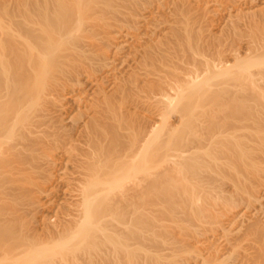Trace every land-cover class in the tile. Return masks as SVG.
I'll list each match as a JSON object with an SVG mask.
<instances>
[{"label":"bare ground","instance_id":"obj_1","mask_svg":"<svg viewBox=\"0 0 264 264\" xmlns=\"http://www.w3.org/2000/svg\"><path fill=\"white\" fill-rule=\"evenodd\" d=\"M79 127L73 212L25 237ZM263 190L264 0H0V264H222Z\"/></svg>","mask_w":264,"mask_h":264},{"label":"rangeland","instance_id":"obj_2","mask_svg":"<svg viewBox=\"0 0 264 264\" xmlns=\"http://www.w3.org/2000/svg\"><path fill=\"white\" fill-rule=\"evenodd\" d=\"M122 65H124V64H121L120 66L119 65H117L118 67V72H121L122 70H126L127 68H125V66H126V64H125V66H122ZM120 67V68H119ZM122 67V68H121ZM124 68V69H123ZM100 74V73H99ZM71 98H73L72 96H70ZM66 98V101H67V106L68 107H70L71 105H72V103H73V99H71V98ZM68 99V100H67ZM66 101H65V103H66ZM71 121V120H70ZM69 121V122H70ZM81 124V126H82V123H80ZM68 125H70V123H68ZM71 125H72V123H71ZM78 130L79 131H81L82 129L79 127V129L77 128L76 129V133H75V131L73 132V134H75L74 135V137L75 138H73L72 140H73V142L74 143H72L71 141L72 140H68V138H67V140L69 141H66V140H64L65 142H63V143H61V145H64L66 142V145H64V147H62L61 146V148H59L60 147V145L58 146V144H60V142L58 141V143H56V142H54L53 144L54 145H57L56 147L57 148H59L60 150H59V152H58V154H56V163L58 164V165H56V166H54L56 169H55V172H54V170H53V173H55L54 174V176H53V173H52V179H50V180H48V179H46L45 180V182L47 183H45L44 181H43V183H45L46 184V187H44V188H42L43 190H45V191H43L42 192V190L40 189L43 185H41V187L40 188H38L37 190L36 189H33V187L31 186V187H28L27 185V189H30L31 191H34V193H37L36 195L38 196V200H39V202H41L42 200V202H43V204L41 203V206L39 207V208H36L35 207V209H37V211L36 212H34V211H32V213H30V215H28V212L30 211V210H23L20 214L21 215H19L20 217H21V219L23 220L24 218H26L27 216H29V218L27 217L26 219H30V217H31V214L34 216H32V220L30 219V221L31 222H29L28 220H26L25 219V222L27 221V224H28V222H29V224H31V225H29V227H28V229L26 228H24V232H23V234L25 233V231L27 230L28 232H27V235H24L25 237L26 236H29V237H35V236H39V237H43V238H45L44 236H46L47 237V233L49 234V233H51V232H55L53 229H54V225H55V223H58L55 227H57V226H60V224L61 223H63L64 221H66V220H64L63 221V218L64 219H67V218H65V217H67L68 215H64V214H66L68 211H71V205H73V203L71 204V202H73L74 200L73 199H75L74 198V196L76 195L75 194V192H76V186L74 185V183L76 182V180L75 179H78L79 177L78 176H81L80 175V173H75V171H77L78 172V170H77V168H76V165L78 164L77 162V160H79V158H76L79 154L77 153V152H80V149L83 147V144H85V143H83V142H85L84 141V138H83V135L82 134H80V132H78ZM82 135V136H81ZM64 138V137H63ZM80 139V140H79ZM83 139V140H82ZM63 140V139H62ZM78 140V141H77ZM60 141H61V139H60ZM46 142L49 144V143H51V140H49V139H47L46 140ZM46 144V143H45ZM45 144L43 145V147L45 146ZM48 144H46V145H48ZM74 144V145H73ZM73 145V147H72V150L70 149V153H69V146H72ZM85 146V145H84ZM41 147H42V145H41ZM77 147V148H76ZM81 147V148H80ZM67 150H66V149ZM64 149V150H63ZM75 149L77 150V155L76 154H74L75 152ZM79 149V150H78ZM82 149H84V148H82ZM82 149H81V151H82ZM56 152V153H57ZM63 152V153H62ZM68 152V153H67ZM55 153V152H54ZM61 153V154H60ZM67 154V155H66ZM73 154V155H72ZM58 155H59V157H58ZM73 157V158H72ZM78 157H80V156H78ZM58 158V159H57ZM67 158V159H66ZM81 158V157H80ZM82 159H84V158H82ZM71 162V163H70ZM64 163V164H63ZM77 163V164H76ZM75 164V165H74ZM67 165V166H66ZM75 166V168L73 167V166ZM58 168V169H57ZM69 168V169H68ZM57 170V171H56ZM76 174V175H73L74 173ZM36 173H39V172H36ZM35 173V174H36ZM33 175V177L34 178H36L37 177V179H39L41 176H39V178H38V175L40 174L41 175V173H39V174H36V175ZM78 177V178H75V177ZM69 178V179H68ZM72 180H74V181H72ZM71 181V182H70ZM44 184V185H45ZM25 189H26V187H25ZM37 191V192H36ZM264 191V190H263ZM262 191V192H263ZM72 196H71V195ZM263 194H264V192H263ZM264 196V195H263ZM262 196V198L264 199V197ZM263 202H264V200H263ZM262 202V206L264 207V203ZM239 203V202H238ZM70 204V205H69ZM241 204V205H240ZM259 204V205H258ZM238 206H239V208L237 207L236 209H234L233 210V213L234 214H236V213H241V215H242V217L237 221V223H235V225L233 226H229L227 229L229 230V228L230 229H232L231 231H229V233L230 232H232V233H230V235H228L229 233H227V234H225V232L223 233L222 231H219L218 233H216V232H214L215 233V236H218V237H215L213 234H212V232L211 233H209L210 235H208L207 234V237L205 238V237H202V239H204V240H202V242H201V244L202 243H205V241H206V243L204 244V247L205 248H202V251H204L203 253H204V255L206 254H209V250H213V249H215V250H220V252H223L224 253V255H223V253H221L222 255H223V257L225 258V257H227V255H230V253H228V251L227 250H230L231 248H230V246H229V244L231 243H234V242H241V244H242V242H243V245H242V247H244V248H242L237 254H240V255H242V256H240L239 257V259H236V258H238V256L235 258L234 256H232V258H230V259H227L226 261L227 262H224V263H222V264H240V262H238V261H241V258H244V259H242V261H243V263L241 262V264H246L247 263V260H249L248 259V257H250L251 258V256H248V254L250 253V252H253V248L254 247H258L259 248V244H257V241H256V237L254 236V235H252L251 237H249L250 235H248L247 234V232H245V231H247V227H248V225H250V223H252V222H254L256 219H259V220H264V209H263V207H261V205H260V203H257V204H255L256 206H246L244 203H239V204H237ZM260 206V207H259ZM250 207H252V209H250ZM248 208H249V210H248ZM254 208V209H253ZM246 209V210H245ZM34 210V209H33ZM72 210H73V206H72ZM240 211V212H239ZM258 211H259V213H258ZM262 211H263V214H261L262 213ZM34 212V213H33ZM73 211H71V213H72ZM27 213V214H26ZM68 213H70V212H68ZM67 213V214H68ZM70 213V214H71ZM244 213V214H243ZM257 213V214H256ZM35 214V215H34ZM256 214V215H255ZM26 217H25V216ZM244 215V216H243ZM261 217H260V216ZM50 216V217H49ZM24 217V218H23ZM257 217V218H256ZM263 217V218H262ZM33 218H35V219H33ZM69 218V217H68ZM248 218V219H247ZM243 219V220H242ZM246 219V220H245ZM250 219V220H249ZM249 220V221H248ZM252 220V221H251ZM59 221H61V223L59 222ZM240 221H241V223H240ZM33 223V224H32ZM53 223V224H52ZM53 225L52 227H51V225ZM237 224V225H236ZM242 224V225H241ZM185 225V224H184ZM184 225H182V226H184ZM47 226V227H46ZM186 227H187V224L185 225ZM184 226V227H185ZM243 227L242 229L243 230H241V228H238V227ZM52 228V229H50V228ZM58 228V227H57ZM181 229L183 228V227H180ZM50 229V230H49ZM56 229V228H55ZM42 230V231H41ZM48 230V231H47ZM228 230H227V232H228ZM37 231V232H36ZM49 231H51V232H49ZM57 231H58V229H57ZM56 231V232H57ZM241 231H243V233L241 232ZM34 232V233H33ZM39 232V233H38ZM223 234H222V233ZM237 232V233H236ZM234 233H236V234H234ZM246 233V234H245ZM41 234H42V236H41ZM232 234H234V235H232ZM239 236H238V235ZM31 235V236H30ZM223 235V236H222ZM224 235H225V237H224ZM238 237H237V236ZM248 235V236H247ZM228 237V238H227ZM212 238V239H211ZM201 239V238H200ZM230 239V240H229ZM225 240V241H224ZM228 240V241H227ZM242 240V241H241ZM230 242V243H229ZM201 244H198V246H200ZM257 244V245H256ZM215 245V246H214ZM228 245V246H227ZM246 245H250L249 247L248 246H246ZM252 245V246H251ZM255 245V246H254ZM246 246V247H245ZM211 247H214V248H211ZM201 248V247H200ZM217 248V249H216ZM245 249L246 250H248V254H246L245 253ZM249 249H251L250 251H249ZM205 250H206V253H205ZM218 250V251H219ZM226 251H227V253H226ZM220 254V255H221ZM227 254V255H226ZM236 254V255H237ZM243 254H244V256H243ZM188 255H189V258H188ZM205 255V256H206ZM221 255V256H222ZM235 255V254H234ZM245 255H247V257L245 256ZM250 255V254H249ZM183 256V257H182ZM187 256V257H186ZM193 255H190V254H186V253H182V255L180 254V256H178V258H177V260L180 262V264L182 263V261H183V263L184 264H192V262H194L193 264H200V262H198V260H199V257H198V259H197V257L194 255L193 257H192ZM231 257V256H230ZM224 258H222L221 257V259H224ZM195 259V260H194ZM236 259V260H235ZM184 260H187V262L186 261H184ZM235 261V262H234ZM258 261H259V263H258ZM189 262V263H188ZM58 264V263H57ZM60 264H62V262H60ZM64 264V263H63ZM72 264V263H71ZM253 264H255V262L253 263ZM256 264H264V260H262V259H258L257 260V262H256Z\"/></svg>","mask_w":264,"mask_h":264}]
</instances>
